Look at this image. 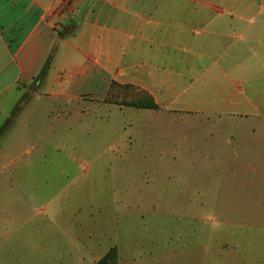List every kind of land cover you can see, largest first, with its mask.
I'll return each instance as SVG.
<instances>
[{
  "label": "crops",
  "instance_id": "0c3cea01",
  "mask_svg": "<svg viewBox=\"0 0 264 264\" xmlns=\"http://www.w3.org/2000/svg\"><path fill=\"white\" fill-rule=\"evenodd\" d=\"M112 84L145 93L157 109L104 102ZM39 115L81 121L89 146L123 154L138 137L131 117L157 128L150 139L169 136V125L180 133L185 156L180 179L186 173L211 192L227 193L229 202H247L248 210L228 211L231 223L214 227L218 238L207 264H264V237L256 252L240 228L257 227L264 235V0H0L1 168L33 166L32 154L34 162L43 147L29 144ZM236 139L239 167L225 164L230 152L237 154ZM190 155L200 156L196 164ZM224 184L241 186L242 196L234 194L240 188L222 190ZM102 198L57 195L41 204L37 196L25 197L24 203L38 204L32 211L6 212L0 205L2 261L95 264L115 248L118 264H138L121 250L122 214L102 211ZM249 203L258 206L249 209ZM160 234L170 232L155 231L150 242ZM167 244L158 261L170 264L171 254L188 261L185 244ZM155 249H148L153 259Z\"/></svg>",
  "mask_w": 264,
  "mask_h": 264
},
{
  "label": "rangeland",
  "instance_id": "374dc122",
  "mask_svg": "<svg viewBox=\"0 0 264 264\" xmlns=\"http://www.w3.org/2000/svg\"><path fill=\"white\" fill-rule=\"evenodd\" d=\"M118 89L111 85L103 101L106 102L109 98L110 102L115 100L128 102L137 95L132 94L127 87ZM138 95L141 96L142 92ZM39 116L40 122L37 124L36 133L30 137L29 144L39 143L43 147L42 151L37 153L34 162L35 156L32 154L33 166L9 171L4 170L0 165V205L3 206V211L37 209L38 207H35L38 204L23 201L25 197L31 196H37L41 204L57 195L104 197L106 202L99 206L100 209L104 208L108 213L116 210L117 213L122 214L119 218L121 250L138 264H150L151 261L162 264L158 261L160 259L158 251L159 248L166 247L167 243L172 249L180 243L185 244L186 259H188L185 264H207L209 246L214 238H218L214 236V227L221 228L223 227L221 224L227 225L232 222L226 215L231 209L248 210L244 207L247 204L245 200L229 202L228 198H225L227 193L211 192L210 186L201 187L197 184L198 181L189 178L186 173L180 179L179 164L181 159L184 163L185 158L179 150L180 133L177 135L167 124L164 131L169 136L164 139L157 137L150 139L157 128L152 130L150 127V130L147 125L138 122L136 117H131V123H135L131 131L136 132L138 137L133 151L123 154L117 149L103 150L105 148L103 145H98L95 149L89 146L91 134L90 136L84 134L83 125H87L81 121L63 123L43 115ZM147 129L151 134L149 137L151 141L145 137L144 131ZM190 146L186 145L187 148ZM235 148L236 156L230 152L226 156L228 161L225 164L233 163L239 167L242 152H240L241 141L238 139ZM198 157L190 155L188 162L196 164ZM207 164H212L211 157ZM226 173V171L220 172L224 177H227ZM238 173L239 178L241 171L238 170ZM71 181L75 183L70 184ZM221 187L222 190L226 187L237 191L240 188L241 192L234 194L242 196L241 186L229 187L224 184ZM217 194L218 199L211 198ZM254 205L258 206V203H249V209ZM259 205L264 211V202ZM236 221L239 224L246 223L242 219ZM247 223L251 227H256L260 221L256 225L253 222ZM240 228L241 233L250 237L251 249L258 252L262 245L258 239L264 237L262 231L256 234L257 227L246 231L243 230L244 226ZM163 229H167L170 235L160 234L156 241L150 242V235ZM180 232L181 238L178 236ZM150 247H156L154 259L148 252ZM205 247L208 249L207 252L204 251ZM173 256L171 254L170 264H181L182 260L178 257L173 259ZM2 257L3 252L0 251V264H7L2 261ZM10 263L15 262L10 261Z\"/></svg>",
  "mask_w": 264,
  "mask_h": 264
},
{
  "label": "trees",
  "instance_id": "16d2710c",
  "mask_svg": "<svg viewBox=\"0 0 264 264\" xmlns=\"http://www.w3.org/2000/svg\"><path fill=\"white\" fill-rule=\"evenodd\" d=\"M116 89H118V86L116 87ZM135 98H133L132 100L126 102L125 100H115L112 101L115 104L118 105H127L130 107H134V108H144V109H151V110H155L157 109L156 105L154 104L153 100L151 97H149L146 94H142L140 95H136L134 96ZM107 99V98H106ZM110 99L108 98L107 101H109ZM4 131V126H0V137L2 135ZM95 264H118V253L117 250L115 248L110 249L104 257H102V259H100L98 262H96Z\"/></svg>",
  "mask_w": 264,
  "mask_h": 264
}]
</instances>
